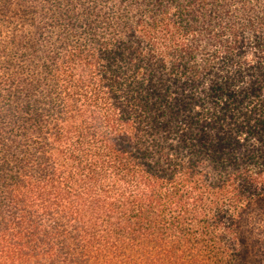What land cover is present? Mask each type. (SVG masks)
Instances as JSON below:
<instances>
[{
    "label": "trees",
    "instance_id": "trees-1",
    "mask_svg": "<svg viewBox=\"0 0 264 264\" xmlns=\"http://www.w3.org/2000/svg\"><path fill=\"white\" fill-rule=\"evenodd\" d=\"M253 210L264 0H0V264H249Z\"/></svg>",
    "mask_w": 264,
    "mask_h": 264
},
{
    "label": "rangeland",
    "instance_id": "rangeland-1",
    "mask_svg": "<svg viewBox=\"0 0 264 264\" xmlns=\"http://www.w3.org/2000/svg\"><path fill=\"white\" fill-rule=\"evenodd\" d=\"M242 232L252 246L249 264H264V215L258 210L249 211L244 217Z\"/></svg>",
    "mask_w": 264,
    "mask_h": 264
}]
</instances>
